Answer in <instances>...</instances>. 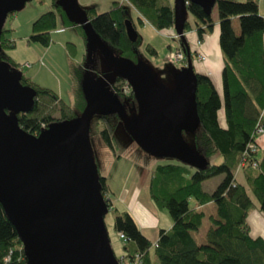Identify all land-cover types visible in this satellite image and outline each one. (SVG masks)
<instances>
[{"label": "trees", "instance_id": "16d2710c", "mask_svg": "<svg viewBox=\"0 0 264 264\" xmlns=\"http://www.w3.org/2000/svg\"><path fill=\"white\" fill-rule=\"evenodd\" d=\"M126 1L136 12L139 24L147 22L155 30L172 29V0ZM50 6L33 20L28 42L47 46L50 33L56 29L58 12L64 23L75 27L86 41L81 26L73 17L67 18L57 0H50ZM212 8H215L216 18L211 15ZM82 9L97 36L116 49L115 55L136 64L135 47L139 38L136 32L131 38L126 34V22L133 26L127 7L113 3L111 8L101 12H96L92 6ZM186 12L193 17L194 25L185 19L184 42L178 37L177 40L184 57L188 54L196 77L198 126L190 134L192 150L200 164L166 162L158 163L150 170L148 195L154 205L165 208L171 218L167 230H158L152 247L129 212L112 205L106 179L96 168L106 210L112 208L115 213L113 229L124 237L121 239L124 242L123 258H115L119 264L123 259L126 264H264V239L251 237L246 223L247 214L255 206L264 216V146L260 148L257 143L258 137L264 134V18L258 13L257 0H214L209 12L189 3ZM214 24L221 55L219 89L207 74L195 70L193 64L199 52L191 51L185 35L193 30L196 42L200 44ZM4 31L2 25L0 48L8 46ZM145 48L150 54H156L151 45L146 44ZM19 82L35 92L29 109L16 114L17 124L25 132L36 135L49 125L77 117L74 110L50 89L35 85L21 73ZM126 87L124 79L115 74L104 86L131 111L136 107L135 100L130 90L125 92ZM77 104L80 115L85 105L82 90ZM112 117L118 118L114 113L94 115L93 131L114 152ZM220 119L223 125H220ZM255 126L261 127L262 132L256 134ZM249 145L254 146V150L250 151ZM217 158L220 159L218 163H211ZM214 176H221L220 181L212 191L204 190L203 181ZM189 199H193L198 207L206 203L214 207V214L208 215L210 225L202 242H196L191 232L200 227L204 212L189 207ZM135 256L138 263H134ZM0 264H25L20 238L1 205Z\"/></svg>", "mask_w": 264, "mask_h": 264}, {"label": "water", "instance_id": "95a60500", "mask_svg": "<svg viewBox=\"0 0 264 264\" xmlns=\"http://www.w3.org/2000/svg\"><path fill=\"white\" fill-rule=\"evenodd\" d=\"M28 0H0V31L7 14ZM214 0H172V28L184 42L189 3L209 12ZM67 18L81 26L89 49L97 47L113 73L126 82L136 111L125 112L115 95L90 77L82 83L85 105L80 115L49 125L36 135L17 124L35 92L20 84V72L0 63V205L20 238L25 264H119L103 224L105 202L88 128L94 115L116 114L130 137L154 157L199 166L182 133L198 126L196 77L188 54L172 90L155 85L145 65L113 54L92 30L76 0H57ZM129 38L135 31L126 22ZM132 110V109H131Z\"/></svg>", "mask_w": 264, "mask_h": 264}, {"label": "rangeland", "instance_id": "374dc122", "mask_svg": "<svg viewBox=\"0 0 264 264\" xmlns=\"http://www.w3.org/2000/svg\"><path fill=\"white\" fill-rule=\"evenodd\" d=\"M76 1L82 3L81 0ZM85 1H88V4L93 3L96 12L111 8V0ZM120 2L127 7L134 31L139 38L135 47L137 62L147 67L155 85L172 90L176 75L185 66L184 62L172 63L167 59L168 51L175 50L179 46L173 29L155 30L147 23L139 24L134 9L123 0ZM259 4L264 13V0H257V7ZM50 7V0H28L19 10L6 16L3 22L5 30L3 37L8 46L0 48V63H5L9 71L19 70L24 77H28L35 85L53 91L79 116L77 101L83 81L90 77L99 84L106 86L114 73L111 65L99 49L97 47L89 49L87 41L83 40L75 27L67 26L62 21L61 12L56 14L55 30L57 31L50 33L47 46L27 41L33 20ZM211 15L216 18L215 8H212ZM185 19L192 26L194 25L193 17L188 12H185ZM236 31H238L237 26ZM209 34L212 35L211 32ZM104 44L113 54H117L115 48L105 42ZM146 44L155 49V55L146 50ZM206 63V61H194L193 66L201 67L205 66ZM112 120L114 121L113 136L116 144L114 152L104 144L99 134L93 131L94 116L90 119L88 138L96 168L106 178L115 207L119 206L115 201L116 198H119V190L122 186L131 191L137 184L143 185V189L139 190L140 198L146 201L147 196H149L147 185L150 170L158 163L176 162L178 160L169 157H154L144 152L130 137L121 120L116 117H112ZM182 137L192 147L191 134L183 132ZM219 160V158L214 159L211 163H218ZM220 179L221 176H214L203 181V189L212 191ZM193 202V199L188 200L189 207L193 206ZM151 208L160 218L157 231L164 225L162 220L165 219L167 223L171 224V218L165 208H156L153 205ZM203 212L204 216L200 227L197 231L191 232L196 242L204 240V233L210 225L208 215L214 214L213 205L205 207ZM114 215L112 208L106 210L103 214V224L114 257L122 259L124 242L119 239L113 229ZM146 237L150 240V247H152L154 240ZM123 260L120 264H126L125 259Z\"/></svg>", "mask_w": 264, "mask_h": 264}, {"label": "crops", "instance_id": "0c3cea01", "mask_svg": "<svg viewBox=\"0 0 264 264\" xmlns=\"http://www.w3.org/2000/svg\"><path fill=\"white\" fill-rule=\"evenodd\" d=\"M81 1L82 3H78L80 7L85 8L88 6H92L94 8V5H92L93 3L88 4L87 3L88 1H85V0H81ZM120 1L121 0H111V7L113 3L122 4ZM123 1L127 3L126 0H123ZM257 10H258V13L264 18V13H263V10L260 4L257 7ZM62 21H63V18H62ZM143 23H147V22H143ZM211 33L212 35L210 34L204 35L203 40L202 42H200V44L196 42L197 38L193 30L186 32L185 35L187 37L189 48L191 49V51L193 52L194 50L196 52H199L200 54H203L205 59L202 61L207 62L205 66H201V67L195 66V70L197 72L207 74L212 80L215 88L219 89L220 88L219 73H220V68H221V55H220V51L218 49V44H217L216 24L213 25ZM262 42H263V47H264V34L262 36ZM196 62H201V61H197V58H196ZM220 116H221V113L219 114V117ZM219 122H220V125H223V121H221V119ZM257 143L260 148L264 146V134L258 137ZM140 189L141 190L143 189V185L141 186L137 184L135 188H132L131 191H129V189H127L126 187L122 186L119 190V198H116L115 202L118 203L119 205L118 208L126 209L129 212V214L131 215V217L133 218L136 225L138 226V228L140 229V231L142 232L144 236L146 235L155 241L157 237V232H158L157 228L160 222V218L151 208V205H153L154 207L156 206L154 205L150 197L147 196L146 201H143L140 198V192H139ZM110 198H111V195H110ZM111 203L114 206V200H112V198H111ZM210 206H211V203H206L198 207L193 202L192 208H199L203 210L205 207H210ZM162 221L164 222V225L161 226V228L159 229L167 230L171 224L167 223V220L165 219ZM246 223L248 225L249 235L251 237L258 236L264 239V216L257 210L256 206L253 207L247 214Z\"/></svg>", "mask_w": 264, "mask_h": 264}, {"label": "built area", "instance_id": "2783aa9c", "mask_svg": "<svg viewBox=\"0 0 264 264\" xmlns=\"http://www.w3.org/2000/svg\"><path fill=\"white\" fill-rule=\"evenodd\" d=\"M167 59L172 63H176V62H183L185 58H184V53L182 52V50L180 48H176L175 50H169L168 51ZM197 59L203 60L204 56L202 54L198 53ZM25 65L27 66L28 64H25ZM127 90H129L128 86L126 87L125 92H127ZM255 132H256V134L262 132V128L259 126H255ZM249 147H250V149H249L250 151L254 150V146L251 147L249 145ZM244 153H245V151L242 153V155H244ZM117 235L120 239H124V237L121 233H118ZM7 259L8 258L6 257V260ZM134 263H138L137 256H135Z\"/></svg>", "mask_w": 264, "mask_h": 264}, {"label": "flooded vegetation", "instance_id": "af4514ba", "mask_svg": "<svg viewBox=\"0 0 264 264\" xmlns=\"http://www.w3.org/2000/svg\"><path fill=\"white\" fill-rule=\"evenodd\" d=\"M131 111H132V112H135V111H136V107H135V109H134V110L132 109ZM125 112H126V113H128V112H129L127 108H125Z\"/></svg>", "mask_w": 264, "mask_h": 264}, {"label": "bare ground", "instance_id": "6f19581e", "mask_svg": "<svg viewBox=\"0 0 264 264\" xmlns=\"http://www.w3.org/2000/svg\"><path fill=\"white\" fill-rule=\"evenodd\" d=\"M204 59H205V57H204Z\"/></svg>", "mask_w": 264, "mask_h": 264}]
</instances>
